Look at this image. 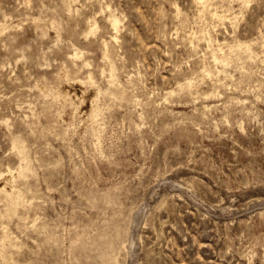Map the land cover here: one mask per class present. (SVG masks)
I'll use <instances>...</instances> for the list:
<instances>
[{"label":"rangeland","instance_id":"rangeland-1","mask_svg":"<svg viewBox=\"0 0 264 264\" xmlns=\"http://www.w3.org/2000/svg\"><path fill=\"white\" fill-rule=\"evenodd\" d=\"M200 5L0 0V264H264V0Z\"/></svg>","mask_w":264,"mask_h":264},{"label":"bare ground","instance_id":"bare-ground-1","mask_svg":"<svg viewBox=\"0 0 264 264\" xmlns=\"http://www.w3.org/2000/svg\"><path fill=\"white\" fill-rule=\"evenodd\" d=\"M199 3H201V5H204L205 4V2H207V0H197ZM200 5V6H201ZM180 10V9H179ZM113 13V12H112ZM213 14L214 15H216V16H219V17H221L220 19L221 20H223V19H225L226 17H227V15L225 14H221V13H219L217 10H215V12H213ZM212 14V15H213ZM216 18V17H215ZM109 20H110V22H111V25L113 26V28L115 29V33L113 34V36H112V38L114 39V40H118V37H119V35H118V32L120 31V24H121V18H120V16H118L116 13H113L111 16H110V18H109ZM224 21V20H223ZM97 29H98V24L95 22L94 23V25H93V27H92V29H91V31L92 32H96L97 31ZM212 38H213V36H212ZM217 39V38H216ZM213 40V39H212ZM208 41H209V39H208ZM219 41V40H218ZM217 41V42H218ZM210 42H211V40H210ZM222 42V41H221ZM220 42V43H221ZM249 42V41H248ZM248 42H245V41H240L238 44H239V46H249L250 47V43H248ZM253 42H254V40H253ZM259 42V41H258ZM103 43H104V45H105V51H109V48H110V41L109 40H107V39H104V41H103ZM215 43V42H214ZM210 44V43H209ZM212 44H213V42H212ZM233 44V43H232ZM238 44H236V45H238ZM222 45V44H221ZM226 45V44H225ZM239 46H237V47H239ZM252 46V45H251ZM216 47H218L217 45H216ZM236 47V48H237ZM215 48V47H214ZM228 48H229V46H228ZM233 49L235 48V47H232ZM232 48H231V50H232ZM235 48V49H236ZM251 48V47H250ZM216 49V48H215ZM219 49V48H218ZM75 50V49H74ZM222 50H224V49H222ZM238 50V49H237ZM247 50H248V48H247ZM218 51H220V50H218ZM223 52V51H222ZM79 53H81V51L80 52H76V53H74L75 55H77V56H79L78 54ZM106 55L108 54V52L106 53V52H104ZM224 54L226 53L225 51L223 52ZM112 54V53H111ZM231 54V53H230ZM229 54V55H230ZM109 55H110V52H109ZM109 55H108V57H109ZM222 55V54H221ZM227 55V54H226ZM225 55V56H226ZM228 56V55H227ZM221 58V57H220ZM111 59V58H110ZM215 59L216 60H218V57L217 56H215ZM223 59H224V57H223ZM228 60H229V58H228ZM224 61V60H223ZM215 62H217V61H215ZM229 62H230V60H229ZM228 62V63H229ZM225 64V63H224ZM223 67V66H222ZM67 69L65 68V69H63V73H66L67 71H66ZM206 70V69H205ZM69 74V73H68ZM209 74V73H208ZM65 76H67V75H65ZM69 76V75H68ZM67 76V77H68ZM70 77V76H69ZM91 77V76H90ZM66 78V77H65ZM73 78V77H72ZM77 78V77H76ZM70 80H72V79H70ZM75 80V79H74ZM192 80V79H191ZM86 81V80H85ZM84 81V82H85ZM92 81H93V79H92ZM116 81V80H115ZM77 82H75V84H76ZM68 84V83H67ZM74 84V85H75ZM189 84V83H188ZM70 85H72V84H70ZM183 85V84H182ZM181 85V86H182ZM190 85V84H189ZM194 85V84H193ZM191 86V85H190ZM190 86H189V88H190ZM187 87V86H186ZM67 88V87H66ZM192 88V87H191ZM190 88V89H191ZM81 89V88H80ZM87 89V88H86ZM62 90H64V89H62ZM61 90V91H62ZM88 90V89H87ZM93 90V89H92ZM91 90V91H92ZM66 91V90H65ZM68 91V90H67ZM81 91V90H80ZM83 91V90H82ZM63 92V91H62ZM66 93V92H65ZM85 94V93H84ZM83 94V95H84ZM92 94V93H91ZM74 95V94H73ZM76 96V95H75ZM79 97V96H78ZM61 98H62V96H61ZM63 99V98H62ZM79 99V98H78ZM79 101V100H78ZM84 108V107H83ZM96 120V119H95ZM94 120V121H95ZM8 171H9V173L8 174H6V173H1L0 174V189L3 187V186H5V185H7V182H8V180H10V178H14L15 177V175H16V173H18V171L17 170H15V169H13V168H9L8 169ZM17 171V172H16ZM2 178H4V180L3 181H1V179ZM10 186V185H9ZM12 187V186H11ZM15 187V186H14ZM9 190H10V187L8 188ZM12 189V188H11Z\"/></svg>","mask_w":264,"mask_h":264}]
</instances>
